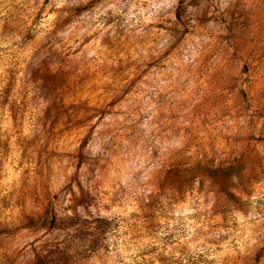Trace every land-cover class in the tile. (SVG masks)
I'll use <instances>...</instances> for the list:
<instances>
[{
	"label": "rangeland",
	"instance_id": "rangeland-1",
	"mask_svg": "<svg viewBox=\"0 0 264 264\" xmlns=\"http://www.w3.org/2000/svg\"><path fill=\"white\" fill-rule=\"evenodd\" d=\"M194 6L177 59L0 0V264H264V0Z\"/></svg>",
	"mask_w": 264,
	"mask_h": 264
},
{
	"label": "clouds",
	"instance_id": "clouds-1",
	"mask_svg": "<svg viewBox=\"0 0 264 264\" xmlns=\"http://www.w3.org/2000/svg\"><path fill=\"white\" fill-rule=\"evenodd\" d=\"M87 8L89 20L97 16L101 20L111 18L106 26L96 24V28L115 31L117 27L126 28L129 38L142 33H152L157 41H169L164 53L166 57L181 58L185 50L198 45L203 38L196 20L199 10L194 5L197 0H80ZM99 5L94 9L95 5ZM91 27V24L89 25ZM96 28L92 30L95 31ZM103 35V33H101ZM99 43V41H95Z\"/></svg>",
	"mask_w": 264,
	"mask_h": 264
}]
</instances>
